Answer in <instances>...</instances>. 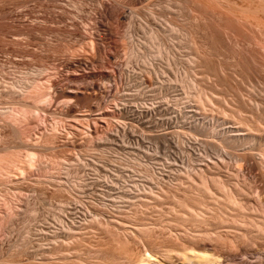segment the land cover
Masks as SVG:
<instances>
[{"label": "rangeland", "instance_id": "374dc122", "mask_svg": "<svg viewBox=\"0 0 264 264\" xmlns=\"http://www.w3.org/2000/svg\"><path fill=\"white\" fill-rule=\"evenodd\" d=\"M261 12L264 0H0V261L36 262L50 238L38 231L96 214L124 184L165 183L187 172L190 158L200 163L201 150L187 137L192 118L176 100L189 81L200 84L205 49L229 55L230 71L247 73L250 61L225 34L249 31ZM152 47L163 56L151 55ZM207 64L215 71L218 62ZM219 77L235 92L234 76ZM88 83L98 90L56 95L58 87ZM98 175L120 190L110 191ZM139 212L165 245L171 230L187 227L160 207ZM98 233L82 247L115 251L109 233ZM153 237L126 248L142 251ZM261 252L260 245L233 251Z\"/></svg>", "mask_w": 264, "mask_h": 264}, {"label": "bare ground", "instance_id": "6f19581e", "mask_svg": "<svg viewBox=\"0 0 264 264\" xmlns=\"http://www.w3.org/2000/svg\"><path fill=\"white\" fill-rule=\"evenodd\" d=\"M261 13L254 17L249 31L225 34L229 42L235 40V46L250 61L247 73L242 76L236 70L230 71L226 67L229 55L205 49L200 84L189 81L184 96L176 100L187 106L192 118L187 137L200 148V163L190 158L187 172L174 174L165 183L146 178L131 188L124 184L121 191L107 197L110 203L101 201L100 206L98 200L101 209L96 214L87 212L82 220L61 221L47 234L45 230L38 231L35 234L40 238L49 234V243H42V257L30 264H264V21L259 22L261 17L264 20V12ZM150 54L161 58L164 51L152 47ZM212 59L218 62L215 71L207 64ZM219 75L231 80L235 77V92L220 83ZM84 85L82 90L58 87L56 95L72 99L98 90L96 83ZM93 102L99 109L101 97L94 96ZM33 153L28 154L29 159ZM132 164L138 165L135 160ZM110 178L100 180L110 191L120 190L117 181ZM94 182L74 184L82 188ZM149 207H160L171 218L174 215L182 224L187 223V227L171 230L168 245L163 238L154 236V242H145L147 247L143 246L142 251L134 253L132 247L133 251H128L126 246L131 242L155 235L151 223L139 218V211ZM98 232L109 233L118 248L95 249L85 243L84 249L83 242ZM26 233L30 235V230ZM257 245L263 252L258 256L233 253ZM12 260L0 264H26L17 258Z\"/></svg>", "mask_w": 264, "mask_h": 264}]
</instances>
